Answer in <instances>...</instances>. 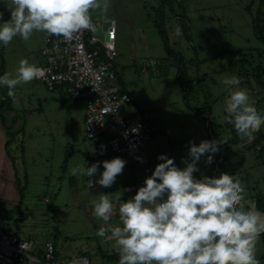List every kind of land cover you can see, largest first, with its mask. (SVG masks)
Here are the masks:
<instances>
[{
    "label": "rangeland",
    "instance_id": "1",
    "mask_svg": "<svg viewBox=\"0 0 264 264\" xmlns=\"http://www.w3.org/2000/svg\"><path fill=\"white\" fill-rule=\"evenodd\" d=\"M10 2L0 0V23L10 19ZM109 4L106 12L92 10L91 16L115 23L119 54L114 64L132 99L126 110L135 119L147 120L153 131L138 155H115L105 135L86 137L83 99L49 90L37 79L17 85L14 98L7 95L6 86H0V122L4 121L6 140H10V167L3 176L7 180L13 171L11 179L24 189L18 209L16 198L7 194L0 178L1 230L19 228L40 256H44L45 243L52 241L61 262L86 253L91 264H119V259L103 255L118 251L114 241L103 242L97 235L104 221L93 214V202L102 194L113 203L132 198L137 191L126 187L142 178L139 156L165 154L183 169V161H191L190 141L199 145L203 140H215L219 144L213 155L217 163L208 164L207 154L202 156L195 178L221 173L236 176L245 188V208L264 213L256 205L264 197V153L260 154L264 125L250 139L240 138L227 122L224 101L229 86L223 83L238 77L239 87L248 91L255 108L264 115V41L253 27L260 0H172V5L163 6L160 0H109ZM260 19L264 33V2ZM160 25L165 26L172 49L185 58L187 87L178 80V63L165 48ZM43 47L44 32H34L27 41L16 36L8 46L0 42V76L7 72L15 78L22 59L36 66L42 63ZM246 57L249 63L243 65ZM150 60L156 64L144 72V61ZM115 84L110 80L106 85ZM207 106L210 114L205 113L209 112ZM116 157L125 160L126 166L110 188L98 183L89 188L87 176L72 174L78 165L86 168L100 162L91 178L98 181L104 171L102 162ZM256 258L264 264L260 237Z\"/></svg>",
    "mask_w": 264,
    "mask_h": 264
},
{
    "label": "clouds",
    "instance_id": "2",
    "mask_svg": "<svg viewBox=\"0 0 264 264\" xmlns=\"http://www.w3.org/2000/svg\"><path fill=\"white\" fill-rule=\"evenodd\" d=\"M109 7V0H11L7 7L10 19L0 23V42L8 46L16 36L27 41L34 32L72 41L82 30L96 31L92 10L106 12ZM42 71L22 59L15 78L6 72L0 76V86H6L7 95L14 98L17 85L40 78ZM223 83L229 86L224 101L227 122L241 139H250L264 125V115L257 111L248 91L239 87L238 77ZM189 143L191 161H183L186 167L179 168L174 158L161 154L158 159L162 162L144 185L119 203L122 226L110 224L113 202L107 194L100 195L93 202V214L107 227L101 226L97 235L114 241L119 264H261L256 244L264 234V213L245 208V188L236 176L221 173L195 178L201 157L207 154L206 163L211 164L219 144L215 140ZM102 164L104 171L95 182L91 178L100 162L86 168L78 165L71 171L87 176L89 188L94 183L110 188L126 161L116 157Z\"/></svg>",
    "mask_w": 264,
    "mask_h": 264
},
{
    "label": "built area",
    "instance_id": "3",
    "mask_svg": "<svg viewBox=\"0 0 264 264\" xmlns=\"http://www.w3.org/2000/svg\"><path fill=\"white\" fill-rule=\"evenodd\" d=\"M93 23L95 32L82 30L72 41L44 33V60L37 65L43 71L37 80L49 90L62 89L67 95L86 102L84 124L88 139L105 135L115 155H138L153 131L147 120L142 117L135 119L126 110L132 99L123 89L114 64L119 54L114 40L115 23L95 19ZM144 62V72L156 64L154 60ZM110 80H115L117 84L106 85ZM158 156L160 154L139 156L143 161L139 159L143 177L127 186V191H137L144 185L145 179L162 162ZM118 207L119 203H113L112 226H122ZM101 239L103 242L113 241L107 236ZM22 244L24 249L21 248ZM74 261L75 264H91L87 255H76L66 262L59 261L56 245L52 241L45 243L44 256H40L34 252L32 240L22 233L2 231L0 223V264H73Z\"/></svg>",
    "mask_w": 264,
    "mask_h": 264
},
{
    "label": "trees",
    "instance_id": "4",
    "mask_svg": "<svg viewBox=\"0 0 264 264\" xmlns=\"http://www.w3.org/2000/svg\"><path fill=\"white\" fill-rule=\"evenodd\" d=\"M262 2H264V0H260V6H259V8H258V10H257V15L253 18V27H254V32H255V34L257 35V37L260 39V40H262V41H264V33H263V29H262V22H260V13H261V5H262ZM160 3H161V5L163 6V5H165V4H167V5H172L171 3H172V0H160ZM183 22H184V24H185V30H186V35L188 36V28H187V24L185 23V20L183 19L182 20ZM264 22V21H263ZM160 27V35H161V38H162V40H163V42H164V45H165V48H166V50H167V52H168V54L169 55H172L173 57H174V59L177 61V63H178V70H177V77H178V80L179 81H181L182 82V86H188V82H189V79L187 78V68H186V66H185V63H186V61H185V58L183 57V55H181L180 53H177V52H175L173 49H172V47H171V45H170V43H169V38H168V34H167V30H166V28H165V26L164 25H160L159 26ZM1 50V49H0ZM1 53V52H0ZM253 57V59L255 58L254 56H252ZM242 61V60H241ZM247 63H249V59L246 57V59H243V62H242V64L244 65V64H247ZM243 69V68H242ZM259 69H261L260 67H259ZM264 71V70H263ZM4 72V71H3ZM2 72V73H3ZM254 77H256L255 79L258 81V82H260L261 81V77L259 76V75H254ZM118 79H119V81H120V83H122L123 84V80H122V78L118 75ZM198 82V81H197ZM125 91H127L125 88H123ZM61 91V94L63 95L64 94V92L62 91V89L60 90ZM188 104V103H187ZM202 109V108H201ZM201 109H199V111L201 110ZM207 110L209 111V112H205V113H207V114H210L211 112H210V106H207ZM211 111H212V109H211ZM3 123H4V121H3ZM10 143V140L9 141H7V145ZM262 153H264V147H262L261 148V150H260V154H262ZM217 163V161H216V159H215V157L213 156V161H212V165H214V164H216ZM218 169H220L219 167H218ZM21 186L20 185H18V190H19V193H20V199H19V205H18V209L20 208V206H21V203H23V200H24V189L22 190L21 188H20ZM257 207L261 210V211H263L264 212V198L263 197H261V198H258L257 199ZM18 233V232H17ZM260 238L262 239V241H263V244H264V234H261L260 235ZM58 254V253H57ZM81 255H87L86 253H82ZM105 257H108V258H110V259H112V260H115V259H119V254H103ZM88 256V255H87Z\"/></svg>",
    "mask_w": 264,
    "mask_h": 264
},
{
    "label": "crops",
    "instance_id": "5",
    "mask_svg": "<svg viewBox=\"0 0 264 264\" xmlns=\"http://www.w3.org/2000/svg\"><path fill=\"white\" fill-rule=\"evenodd\" d=\"M59 90H61V89H59ZM1 121H2V123L0 122V159L3 161V163L0 164V178H2V180L4 181L3 185L5 187V190L7 191V194H9L11 196H14L13 198L18 199V201H19L20 196H19V193H18V185H16V182H15L14 179H11L13 171H12L11 176L8 175V179L7 180H5L4 176H3L5 171L8 172V169H9L10 165H9V156H8V153H7V147H8L7 140H6L7 136L5 135V131H4V128H3V120H1ZM12 164H14V160L12 161ZM142 177H143V174H142ZM261 197H259V198H261ZM16 199H15L14 204H16L18 206L19 202ZM16 202H18V203H16ZM256 205H257V203H256ZM110 223H113V222L110 221ZM2 231L22 233L19 230V228H15L13 231L12 230L10 231V230H7V229L3 228Z\"/></svg>",
    "mask_w": 264,
    "mask_h": 264
}]
</instances>
